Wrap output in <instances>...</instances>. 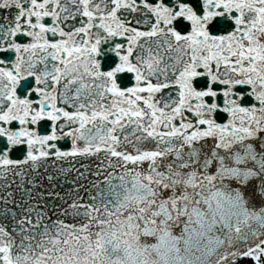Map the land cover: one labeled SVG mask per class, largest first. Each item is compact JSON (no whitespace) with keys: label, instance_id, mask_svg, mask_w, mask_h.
Wrapping results in <instances>:
<instances>
[{"label":"snow or ice","instance_id":"obj_1","mask_svg":"<svg viewBox=\"0 0 264 264\" xmlns=\"http://www.w3.org/2000/svg\"><path fill=\"white\" fill-rule=\"evenodd\" d=\"M0 264H264V0H0Z\"/></svg>","mask_w":264,"mask_h":264}]
</instances>
